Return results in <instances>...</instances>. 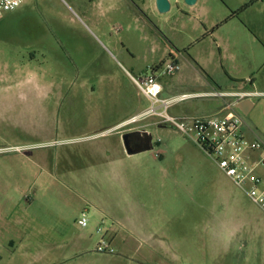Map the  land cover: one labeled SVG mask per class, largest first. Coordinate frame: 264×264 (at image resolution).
Wrapping results in <instances>:
<instances>
[{
    "label": "rangeland",
    "instance_id": "374dc122",
    "mask_svg": "<svg viewBox=\"0 0 264 264\" xmlns=\"http://www.w3.org/2000/svg\"><path fill=\"white\" fill-rule=\"evenodd\" d=\"M222 3L211 0L199 20L179 15L165 21L162 29L168 34L156 30L145 34L136 30L135 21L129 31L128 21L121 19L109 21L117 27L103 34L82 18L71 0H26L4 14L0 19V149L4 154L27 151L43 175L35 188L38 196L26 189L14 214L30 221L35 235L15 244L0 237V264H264V213L176 128L170 129L177 144L168 172L177 177L169 180L165 170L147 162L142 163L147 178L141 180L140 174L134 179L138 194L153 196L162 208L153 213L148 227L140 229L141 222L126 209L109 208L100 214L92 206H82L80 193L87 188L62 176L61 149L79 136L75 128L113 123L136 107L150 106L131 76L151 74L153 67L172 60V54L181 70L161 77L164 86L177 82L179 90L192 91L195 81L204 84L205 80H196L201 75L192 61L201 62L223 88L232 77L264 83V0ZM242 9L240 18L218 27L231 11ZM214 28V34L208 35ZM198 40L202 42L196 44ZM29 94L36 95L35 105L27 106V100L20 99ZM43 96L47 97L39 99ZM75 97H80L78 105L67 115ZM200 99L204 98L188 101L195 105L206 101L204 106L210 109L207 103L216 100ZM97 106L103 110L101 115L94 113ZM46 107L50 112L43 113ZM246 118L264 130V100ZM43 156L46 164L39 161ZM20 171H25L23 164ZM99 182L93 189L95 196L123 187L116 181ZM29 203L34 204L26 213ZM82 212L89 216L85 228L78 225ZM135 226L140 229L136 233L131 230ZM83 236L88 237L87 244L80 248L76 239ZM103 236L112 241L113 255L95 252ZM11 250L16 253L10 254ZM76 252L83 255L59 259Z\"/></svg>",
    "mask_w": 264,
    "mask_h": 264
},
{
    "label": "crops",
    "instance_id": "0c3cea01",
    "mask_svg": "<svg viewBox=\"0 0 264 264\" xmlns=\"http://www.w3.org/2000/svg\"><path fill=\"white\" fill-rule=\"evenodd\" d=\"M71 1L79 6L78 9L82 14V18L91 21L93 26L103 34H106L108 29H115L117 27L115 22H109L117 19L127 20L128 22L126 23H129V25H125L128 26L129 31L132 30L130 24L135 21L137 24L136 30L140 28L145 34L150 30H156L159 33L162 31L166 34L167 30L162 29L165 21L179 15L185 16V18L199 20V17L206 13L208 3L211 0H197L193 6L185 4L183 0L179 6H176L175 1L170 0L172 7L167 13H160L158 11L156 0ZM217 2L223 5L222 2H225V0H217ZM232 13L231 11V15ZM230 16L218 27L226 25L236 19L229 20ZM215 31L216 28L208 35L214 34ZM200 42L202 41L196 42V44ZM131 46L127 45V47ZM221 58L224 61L226 60L225 55H221ZM172 59L178 61L173 54ZM192 62L196 68L199 67V74L201 75L196 80L203 79L205 83L202 84L200 82L199 84L195 81L196 86L193 85L192 91H184L179 90L177 85L179 83L177 82H172L169 86L162 85L159 78L158 82L162 88L161 97L164 99H172L181 95L190 94L198 95L199 97L197 98L205 99L207 97L201 95L214 92L252 93V96L236 101L235 107L237 113L244 120L247 136L250 139H261L264 141V130L261 129V126L253 123L248 118L244 119L245 116L251 115L255 109L262 107L264 83L259 82L255 78L247 80L232 77L230 79L231 83L225 85L223 88L221 84L203 70L204 66L201 62ZM157 67H153V69ZM248 83L250 89L247 88ZM15 96L17 95H13L12 97ZM20 97V99L27 100L25 101L27 106L35 105V101L37 100L35 94L21 95ZM44 97L47 96L39 99ZM79 100L80 97L72 99L73 102L69 104L71 107L68 109L67 115H70L74 111L73 108L78 105ZM205 102L202 101L201 104L195 105L190 101H185L172 106L169 112L176 118L184 116L220 115L223 112L226 100L216 98L214 102L207 103L210 109L205 108ZM149 108L150 106L148 104L145 107H136L126 112L123 116H120L117 120L114 119L113 123H91L83 127L75 128V132L79 133V136L75 140H71L74 142L73 144H66L61 149V162L62 169L64 170L63 178L71 183L72 180H75L77 181V186H85L87 188L85 192L80 193L81 197H79V202L82 203V206H92L96 213L100 214L109 211V208L126 209L133 214L136 221L141 222L140 229L148 227L151 221H153V213L162 210L161 205L153 202V196H147V194L143 193L145 196L143 198L135 189L137 187V181L134 180L136 176L141 174V180L146 179L148 176L146 169L144 172L142 171V163L146 164L150 162L153 166L162 169L163 172L166 171L167 173H165L169 180L177 177L168 172V167L172 168L173 151L177 144L173 140L172 131L170 130L171 128L174 129V127L171 124L161 123L155 116H146ZM42 111L43 113L50 112L49 107L43 108ZM102 111L100 112L97 106L94 113L95 115H101ZM161 137L165 139L162 140ZM127 144L130 147V151L126 148ZM28 154L27 151L0 153V165L2 166V171H0V237L6 238V242L9 244H15L16 241H21L20 243H22L24 241L22 239H28L30 236L35 235L30 221H24L22 217H16L14 215L16 207L20 208L21 206L19 196L26 189H30L31 194L34 193L35 197L38 196L35 188L37 187L38 179L43 175V172H37L38 164ZM46 159L47 156L39 157V161L44 164H46ZM21 164L25 166V171L23 172L20 171ZM46 175L50 178L52 177L51 174L46 173ZM205 175L209 176V174ZM99 181H116L120 182L123 187L108 195L96 193L95 196L93 189L96 185L100 184ZM223 195L225 194L223 193ZM33 204L29 203L24 212L29 213ZM173 211L172 209L170 212ZM136 213H139V215ZM46 215L44 214V217ZM166 219L169 220L167 217ZM138 229L135 226V230H131L136 233ZM117 234L118 232L115 231L112 237L113 240L117 237ZM68 237L69 234H67ZM87 238V236H83L81 239H76L80 248L84 244H87ZM9 253L15 254L16 252L11 250ZM81 255H83V252H76L73 255L65 254L59 259H74Z\"/></svg>",
    "mask_w": 264,
    "mask_h": 264
},
{
    "label": "built area",
    "instance_id": "2783aa9c",
    "mask_svg": "<svg viewBox=\"0 0 264 264\" xmlns=\"http://www.w3.org/2000/svg\"><path fill=\"white\" fill-rule=\"evenodd\" d=\"M26 0H0V19L5 13L18 9ZM181 70L176 59H172L152 69L151 74H142L131 79L151 103L146 116H155L161 123L171 124L196 146L215 161L219 170L264 213V141L250 139L246 134L245 123L236 111V101L250 97L252 93L214 92L203 94L205 97L225 99L222 114L213 116H184L176 118L170 108L198 95H181L172 99L161 97L162 88L158 82L163 76H174ZM20 150V149H18ZM3 149H0V153ZM78 225H89L87 212H82ZM97 232L101 234L102 228ZM95 252L101 255H113L112 241L103 236L96 245Z\"/></svg>",
    "mask_w": 264,
    "mask_h": 264
},
{
    "label": "water",
    "instance_id": "95a60500",
    "mask_svg": "<svg viewBox=\"0 0 264 264\" xmlns=\"http://www.w3.org/2000/svg\"><path fill=\"white\" fill-rule=\"evenodd\" d=\"M174 1H175L176 6H179L182 0H174ZM183 1L185 2V4L189 6L195 5L197 2V0H183ZM156 6L160 13H167L170 11L172 7V2L170 0H156ZM126 148L128 151H130V147L128 146V144L126 145Z\"/></svg>",
    "mask_w": 264,
    "mask_h": 264
},
{
    "label": "trees",
    "instance_id": "16d2710c",
    "mask_svg": "<svg viewBox=\"0 0 264 264\" xmlns=\"http://www.w3.org/2000/svg\"><path fill=\"white\" fill-rule=\"evenodd\" d=\"M254 3H256V1L252 2L251 4L249 5H246V8H248L249 6H252ZM244 11V9L238 11V12H233L232 15L230 16V19L229 20H232V19H238L240 18V15L242 14V12Z\"/></svg>",
    "mask_w": 264,
    "mask_h": 264
},
{
    "label": "flooded vegetation",
    "instance_id": "af4514ba",
    "mask_svg": "<svg viewBox=\"0 0 264 264\" xmlns=\"http://www.w3.org/2000/svg\"><path fill=\"white\" fill-rule=\"evenodd\" d=\"M142 75V74H141Z\"/></svg>",
    "mask_w": 264,
    "mask_h": 264
}]
</instances>
